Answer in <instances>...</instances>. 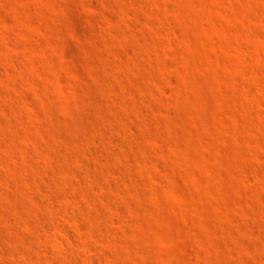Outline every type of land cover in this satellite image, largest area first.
<instances>
[{
    "label": "rangeland",
    "instance_id": "374dc122",
    "mask_svg": "<svg viewBox=\"0 0 264 264\" xmlns=\"http://www.w3.org/2000/svg\"><path fill=\"white\" fill-rule=\"evenodd\" d=\"M0 264H264V0H0Z\"/></svg>",
    "mask_w": 264,
    "mask_h": 264
}]
</instances>
